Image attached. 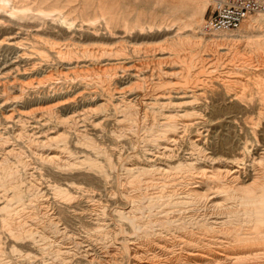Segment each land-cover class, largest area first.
Listing matches in <instances>:
<instances>
[{"label":"rangeland","instance_id":"obj_1","mask_svg":"<svg viewBox=\"0 0 264 264\" xmlns=\"http://www.w3.org/2000/svg\"><path fill=\"white\" fill-rule=\"evenodd\" d=\"M48 1H51V0H48ZM53 1H55L56 4H58V3H61L62 0H53ZM105 1L106 3H110V1L116 2L119 8L122 9V13H121L122 18H127L130 21H132L136 18L137 14H139L138 15L139 21L142 22L144 26H146L144 30L139 31V32H137V30L134 29L132 30L131 33L121 34V36L123 37H122V43L120 45L122 46L123 51H122V55L118 56V58L122 56V57H125V59L124 60L120 59L121 61L118 60L120 61V64L122 63L119 66L126 67L127 65L128 66L131 64L138 65L141 63L140 65H144V67H145V64L147 65V67L149 66L154 67V68L162 67L161 71H167L169 73V71L171 70L167 69V67H164L165 65L164 66L161 65L160 67V65L156 64V59L158 61V58H161L162 56L163 57L166 56L167 58L170 57V59L173 58L176 63H182L185 65L187 73L185 76H182L183 78L180 77V81L182 83L176 79H173L172 77L170 78V75H166V76L164 75L165 78H163V80L161 79L163 76L162 75L158 81L155 79V82L157 81V83H159L157 85L159 87L161 86L162 87L182 86V88H185L186 90L190 88V89H193V91H195L194 93H185V94L172 92L170 96L168 97V99L164 98L165 100H162V99L159 100V102L170 100V103L172 101H174V103H177L178 101H179L178 103H181L182 101L187 102L188 100L189 101L188 104L184 103L183 105L182 103L181 105L180 104L176 105V104H173L172 102L171 109H166V111H171L172 113L174 112L176 114H178V112L179 113L182 112V118H183L182 120H184L185 121L184 123L188 126H186L184 130L182 127H179V129H177L176 131L177 137L175 138L174 143H171L169 145L171 152L168 151L169 153L168 155H166L165 153L161 154V152H164L165 150L161 149L160 146L158 147L154 142L153 143L155 145L152 143V139H154L155 135L158 133V131L156 133L154 128L155 129L157 128L158 130H160L159 132H161L162 129H159L161 127L157 123V121H160L161 118H158V120L152 119L153 117L152 109H154V106L153 108H150L148 104L150 101H152V99L150 100L149 98H151L150 94L153 93V92H149L150 94L147 93V91H152L151 88L148 86L149 84H147V81L149 80L148 73H147L148 75L146 74V72L142 73L143 75L139 74V77H137L136 79L135 75L133 74L134 73L133 70H125L122 73L119 67H118L119 69L118 68L116 69V72L118 73V75L115 79H113V81H111L110 86L111 85L112 86L110 87V90L113 89L111 92L114 93L113 104L115 105L117 103L118 105L117 104L116 105L118 108L120 106L122 107V116L124 115V118L126 119L125 121V119L122 118V126H120L119 125L120 123H117V121H119L121 118L118 112L112 113L111 112L112 109L107 111L104 108V106H101L102 103L104 102V99H103L104 96H103V92H101L100 90L101 87L98 83L101 81L103 82V76H104V74H102L103 71H101V68L98 66L108 62V61H102V62L100 61L104 60L105 58H108L109 56V55L103 54V52H100V51L108 50L107 47L110 46L111 44L109 45L104 44V46H106L104 47V49H103V46L100 45L101 49L98 48L99 49L98 50L97 47H99V45L97 46L98 43H96L98 42V40H94L93 37L88 35L87 34L88 31L85 29H80L79 31H77V33H74L75 35H77L75 36L74 34H71L69 32H65V33L60 32V31H64V28L62 27L55 28V24L49 23L50 20L48 19H45L43 21L42 19H31V18H30L31 20L28 18L19 20L17 18L10 17L8 14L7 16L6 13L0 12V104H1L0 105V140L1 139L4 140L3 142H0L2 143L1 144L2 146H0L1 147L0 154L2 155L1 151H3V149H8V148L11 149L13 153L16 151V153H14V156L16 155L15 159H17V161L13 160L14 159L13 156H12L13 159H8V160L10 162L12 161L13 165L15 164L17 170H19L18 174L20 175L19 177L20 179L17 178L16 180L17 183L15 184L18 185L19 183V186L21 184H24L19 189L23 188L22 191H26L25 188L27 187L28 182H26L27 179H25L24 175H22L24 174V172H21L22 171L21 166L23 167L26 165L25 167L27 169L29 168L27 171L29 173L31 172V175H34V176H31L33 178L29 180L32 181V183H34L35 186L39 187L38 189H41L42 191H44L43 195L39 197L38 201H36L33 204L32 209L18 207L17 214L15 216L14 221H12L9 225H6V224L1 225L0 223V248L3 252V257H4V261L1 264H14V263L15 264H28V263L35 264L32 260L26 259L23 256L26 253H29V254L35 253V250L32 248V246L29 247L28 245L24 244L27 235L31 234L32 231H37L35 232L36 235L39 234L38 232L43 231V235L46 236L45 238H48V239L50 238L56 239L58 237V239L60 240V238L63 237V239L62 238L61 239L64 240L65 242H68V244L66 245H71L72 248L74 247V249L77 250L78 245L80 244L81 240H85L92 236L93 228H94L93 223L95 222V215L93 212H95V210L101 209L103 206L104 210L108 213V210L111 207L119 206L121 204V193L120 192H122L124 197L126 196L125 198L131 199V200L134 199L136 203L138 202L137 203L138 208L140 209L142 208L143 210H145L143 211L141 209L142 214L140 216L142 217L146 225L150 226L151 222L161 220L162 215L155 214L156 212L153 210V207H150V205L155 206L157 204L156 206H158L159 208L161 206L162 208L165 205L167 206L170 204V201H168V199H171V197L173 198V201H174V198H178L175 201H181V199H184L182 197L185 194H182V193L187 191L188 183L192 181V180L190 181L188 178L192 176H190L189 172L187 174L185 172H184L185 174L184 173L177 174V176L179 177L177 178V181L174 182L175 184H177V186L175 188H172L173 184L169 181L170 179L164 180V177L157 175V174L154 175L152 172H148V171L144 172V170L145 169L147 170L148 168H150L149 165L151 164L157 165V163L158 165H161L164 163V164H169L172 166H175V165L177 166L179 162L180 164L182 163L184 164L186 162L189 163L191 161L193 162L194 160H192V157H196L195 154H193V156L191 155L187 157V152L188 150H190L189 148H191V145L188 148V145L191 139L192 141L196 140L194 143L195 146L201 147V149L203 150V151L201 150V153H202L201 155L203 156L202 164H205L207 166L221 164V163H224L225 161H229L232 158L236 157L241 160L240 161L241 163L238 166L239 169H241V171H246L249 169V164H250L249 162L252 160L251 158H253V155L255 159L257 157L256 159L257 161L259 160V157L261 155L260 151H263L262 149L264 148V71H263L264 69V47L258 48L252 43V41L254 39L255 40L260 39L262 35H264V12L257 13L255 15L250 16V19H248L245 22L244 26H250V28H252V30L254 31L252 34L253 36L249 37L247 36V34H245L246 32L243 33L242 31L241 32L227 31L221 34H217V33L212 34L211 32H209L207 28V23H206L207 22L206 20L208 19V15L207 13H205L206 8L205 6H203L202 0H105ZM131 12L132 14H130ZM198 19H202L204 22V25L206 23L203 29L205 30V32L202 33V31L198 27H196L195 24H191L179 31L176 30L177 28L176 25L178 23L187 21V20L190 21L191 23H194L195 20H198ZM180 34H183V35L185 34L184 38L188 39V41H190L189 43L191 44L185 45L179 49L177 48L174 51V53H172L174 49H171L172 51L170 50L168 46V38L169 37L171 38V37H174L175 35H180ZM67 37H72V40L67 39ZM75 40L77 41V43L75 42ZM69 41L75 44L74 46L78 52L77 53L78 56L77 58H73L70 61H66V59H63V61L62 60L60 61V59H58L59 57H57V55L55 54V51L57 49H64L66 43ZM15 42L17 43L15 44ZM115 44L117 45L118 43H115ZM115 44L112 43V46ZM116 45L115 47L111 46V49L113 50L116 49L117 47ZM83 49L84 50L88 49V50H86L85 53H82ZM111 49L109 47V50ZM78 50H80L81 54L79 53ZM154 50L156 52H153ZM157 50H159V52ZM96 51L99 54L96 53ZM209 52L212 54L214 52L215 54L212 55ZM101 53L103 54L104 57L101 56ZM190 53H191V56H190ZM209 55H212V57L217 56L216 58L219 57L220 63L218 62V64H213V66L211 67L209 66V68L208 66H205V64L203 63H205L209 59L210 57ZM98 56H100L101 58L100 57L98 58ZM151 57H152V61L150 63L149 59ZM179 57H181V59ZM223 57L226 60L223 59ZM109 58H116V56H110ZM153 59L155 62L153 61ZM202 59L205 60V62ZM221 60L223 61L221 62ZM139 61L140 63H138ZM199 61H202V62H199ZM98 62H100V64ZM109 62H114V61L111 60ZM244 62L246 63V65L244 64ZM200 63H202V65ZM215 65L217 66L215 67ZM84 68L86 70H84ZM203 68H205L206 70ZM207 69L210 71H208ZM194 70H195V73L193 72ZM96 71L98 73H96ZM99 71L100 73L101 72L102 73L100 74ZM77 73H79L80 75ZM131 73L133 74V76ZM76 74L78 76H76ZM190 74L191 76H193L194 74H197L195 76L196 77L198 76V77L195 78L196 79L195 81L194 79H191L192 77L190 76ZM209 77H211L212 79H210ZM222 80L223 81L235 80V84L233 86H229L228 88H225L223 85L219 83ZM9 81L10 83L11 81L14 82L15 83L14 85H16L17 83L19 84L16 86L19 87L20 93L18 91H12V90H11L12 92H10V86H8L10 85ZM136 83L138 85H136ZM143 85L148 88H145ZM2 86L3 88H1ZM6 86L7 88H5ZM2 89L4 90L6 89L5 92L7 94L4 93V90ZM21 91H22V94H21ZM237 91L239 92L243 91V94L241 92L240 93L238 92L236 96H233L232 94ZM143 93L145 94V96ZM119 95L122 97V100ZM142 97H145L146 102L144 98ZM190 102H192V104ZM141 106L142 107L144 106L146 110H144V107L142 108ZM97 107L99 110L97 109ZM43 108L45 109L43 110ZM131 108L132 110L133 109L134 110L132 111ZM150 109L152 110V112ZM45 110H48V111L50 110V112L46 111L45 113ZM105 110L107 111L106 113L104 112ZM149 110L152 114L150 112L149 113L147 112ZM24 111L26 113H24ZM31 111H34V112L31 113ZM186 111H187L186 114L188 115L185 114ZM21 112L22 114H20ZM123 112H125V114ZM23 114L24 115L26 114V115L24 116ZM40 114L42 116H40ZM77 114H80V115H77ZM73 115H75L74 118H73ZM104 115L106 117H104ZM66 116L67 117L72 116L71 118L73 119L69 117L66 118ZM190 116L192 118H189ZM48 117L49 118L52 117V118L49 119ZM57 117L59 118V120L57 119ZM61 117L64 119V121L65 120L66 121L65 123L60 125V123H57V122L58 121L60 122L63 120V119L61 120ZM129 117L132 121H130ZM131 117L132 118L134 117V118L132 119ZM143 117H145L146 120ZM76 118L78 120H74ZM83 118H85V121ZM143 119H144V122H143ZM178 119L180 118L178 117ZM81 120H83L84 122ZM43 121L45 122V124ZM123 121H125L126 123L124 122L125 124H123ZM127 121L132 122L135 125H133V127L131 125L132 123L127 125L128 123ZM140 121L142 124L140 123ZM91 122L92 124L96 123L97 125H92ZM68 123L73 124V125H69ZM66 124L69 126H66ZM90 124L92 125V127L90 126ZM141 125H144V127H141ZM73 126H74V129H73ZM130 126H131V129L134 128L135 130L134 129L131 130ZM150 128H151V131H150ZM18 130L22 131L23 135H21L20 138H15L16 136L14 135L17 133ZM128 130H129V134H128ZM53 131L55 133L58 132V134L62 133L66 137L68 149L70 150V152H72V154L73 153L75 154V156H73L74 154L73 155L71 154L70 162L65 167L64 166L54 167L53 165H50L40 160L43 155L46 156V154L48 153V150L46 151L47 153L45 152V149L48 146L46 145L45 147V144H43V141H45L44 138L46 136H54L55 133ZM116 131H117V134H115ZM24 132H25V137H24ZM30 132L31 133L34 132V134L30 135L29 134ZM75 132L77 133L79 132V134L81 133L80 134L81 137ZM130 132L132 135H130ZM149 132H151V134ZM26 133H28L27 137L29 138L26 137L27 135ZM143 133H145L144 134L145 136H143ZM196 133L197 134L200 133V134L197 136ZM6 135H8V138ZM119 135H121V137H119ZM116 136L117 138H115ZM146 137L147 138L149 137V138L147 139ZM84 138L85 140L82 141ZM30 139L32 140L30 141ZM26 140H28V142H26ZM40 140H41V143L39 144ZM32 141L33 143H30ZM24 142H26L27 144ZM28 143L31 145L33 152L31 151V147L30 145H28ZM11 146L13 147V149ZM35 146H37L38 150L36 149ZM156 146L158 149L156 148ZM96 147H99V148L101 147L103 150L100 148L98 149L97 152H94L92 154L93 150L96 149ZM113 147H116V148H113ZM119 147L121 150L119 149ZM40 148L42 149L40 150ZM91 148H94V149L90 150ZM109 149L111 150V152H113L114 149H116L118 150L119 154L117 153L116 150L114 151V153H111ZM132 150H134L135 152L134 151L132 152ZM34 151H36L35 152L36 157L34 155ZM105 151L107 153H105ZM158 151L160 154L158 153ZM17 152L19 154H17ZM98 152L102 154L97 155L99 154ZM172 152L174 154H172ZM195 153L197 152L195 151ZM40 154H41V157H40ZM103 154L106 155V156L104 155L105 157L110 156L108 158L110 159L111 167L117 166L115 167L116 171L114 167L113 168L110 167L109 168L110 170H109L103 166L104 161L106 160L105 157L102 156ZM157 155H160V156L158 157ZM162 155L164 156L161 157ZM22 156L24 157L25 160L23 159ZM38 156L39 158H37ZM76 156L78 157L75 158ZM206 156H208L210 159L207 158ZM79 158L82 160L80 161ZM84 158H87L88 161L87 159H84ZM221 158L223 160L225 158V160L223 161ZM18 159L20 161H18ZM21 159L23 161H21ZM89 159L93 160L91 163H93L94 166L95 164H98V165L101 164L103 166V167L101 166L103 168L101 169L102 171L100 169H97L96 166L93 167L92 165L91 167V164L88 165V163H90ZM119 159H121L122 161ZM136 159L141 163H139ZM210 160L211 161L213 160V162H211ZM95 161H98L100 163L98 162L96 163ZM118 161L120 162L118 163ZM219 161L221 162L219 163ZM25 162H27V164ZM84 163H86L87 165ZM70 164H73V165L70 166ZM118 164L119 165L121 164L123 166L121 165L119 166ZM32 165L34 166V169ZM127 167L128 169H126ZM113 169L114 171H112ZM122 169L123 170L126 169V170L123 171ZM134 170L136 171L134 172ZM110 171H112L113 174ZM139 172L141 173L139 174ZM142 172H144V176ZM132 173L134 175L135 174H138V175L134 176ZM130 174L133 176H131ZM183 176H185V178ZM119 178L122 180H120ZM196 179L198 178L196 177ZM187 180L189 182H187ZM35 181H37V183L39 182V184L41 185L35 183ZM119 181L120 183H118ZM71 182L78 187L76 189L70 188L68 186V183H71ZM117 184L119 185L120 189L118 188V186H116ZM46 185H50V187L47 186L49 189H46ZM56 186L61 187V188L63 187L65 192L68 194L66 195L68 197L67 199L56 197L54 194V191L51 192L52 189ZM141 187L143 188L141 189ZM178 193L180 194V196H178L179 195ZM166 196H170V197L168 198ZM154 197L155 198L160 197L161 200H159L158 198H157L158 201L151 200L152 198L154 199ZM45 198L47 199L48 202L46 201ZM141 198H143V200ZM122 201H124L123 198H122ZM182 201H185V200H182ZM141 202L142 203L146 202V203L142 204ZM37 204L39 205L38 207H37ZM40 206L42 207L40 208ZM144 206H146V208ZM90 207L93 209H90ZM149 207L150 209L148 210L147 208ZM35 208L37 209L35 210ZM57 209L58 211L56 214ZM60 210H61V213L59 212ZM184 211L185 210H181V211H176L175 213H170L168 215V216H171L169 217V219L170 218L171 220L177 219V222H178L179 219L181 218L180 221L185 219V221L189 220L191 222L190 219L192 218H188L189 216L188 213L185 212V214H182L184 213ZM42 213L44 214V217H41V215L43 216ZM201 216H202V211L201 213L200 211L195 213V217L199 218ZM49 217L59 219V224L61 223L60 224L61 226H58V228H60L59 232L64 229L66 230V231L64 230L65 232L62 233L61 236L59 233L57 234L56 232L57 229L55 231L54 229L50 230L51 226L49 227V225L46 223ZM106 217L109 218L108 214L106 215ZM186 218H188V220ZM48 227H49V231H48ZM53 231H54V234H53ZM72 236H73V239H72ZM20 237H22V239ZM36 239H38L37 244L41 246L42 242L44 241L39 237L38 238L36 237ZM73 241H76L77 244L79 242V244L77 245ZM74 243L76 247L74 246ZM53 250L54 249H52L50 245L49 246L47 245L43 253L44 259L48 258L47 261L51 263L53 262L52 260H54V257H52L54 256L52 255V253H54ZM50 251H52V253ZM100 251L102 250H99V249L96 250V255H95L96 257L93 258L91 264H97L96 263L97 261H98V264L100 262H101L100 264L102 263L104 264L103 256H101L103 255V253ZM47 252L49 253V255ZM46 254H47V258L45 257ZM126 254L124 253V256H126ZM78 255L79 254L75 253L74 257L70 259L71 261L69 262V264H89V262L88 263L85 262V259H81V257H78ZM125 259L126 258H124V260Z\"/></svg>","mask_w":264,"mask_h":264},{"label":"bare ground","instance_id":"obj_2","mask_svg":"<svg viewBox=\"0 0 264 264\" xmlns=\"http://www.w3.org/2000/svg\"><path fill=\"white\" fill-rule=\"evenodd\" d=\"M202 1H203V6H205V8H206L207 7V4H208L207 1L206 0H202ZM124 10H125V8H124ZM0 12L6 13V15L8 14L10 17L17 18L19 20L26 19V18H28V19L31 18V19H42V21H43L45 19H48V20H50L49 23H54L55 24V28H58V27L64 28V31H60V32H63V33L69 32L71 34H74V33H77V31H79L80 29H85V30L88 31L87 32L88 35H90L91 37H93L94 40H98V42H96V43H98L97 46L99 45V47H97V49L98 48L101 49L100 45L103 46V49H104V47H106V46H104V44L105 45L106 44L107 45L111 44L110 46L107 47L108 50L100 51V52H103V54H106V55H109V56H108V58H105L104 60H101L100 61V62H102V61H108V62L107 63H104V64H101V65L98 66V67L101 68V71H103V73L102 72L101 73L104 74V76L102 75L103 76V82L101 81L102 83L101 82H98V83H99V85L101 87L100 90H101V92H103V96H104V98H103L104 99V102L102 103L101 106H104V108L107 111L110 110V109H112L111 110L112 113H117L118 112V114L121 116V118H120L119 121H117V123H120L119 124L120 126H122V118H124V115L122 116V107L120 106L119 107L120 109H119L117 107V105H118L117 103H116L117 105L116 104L115 105L113 104L114 93L111 92L113 89L110 90V87L112 86V85L110 86L111 81H113V79H115L117 77V75H118V73L116 72V69L119 67L120 68V71L122 73L125 70H133L134 71L133 74L135 75L136 79H137V77H139V74H142L144 72H146V74L148 73L149 75L148 74L147 75L149 77L148 78L149 79L148 80L149 82L147 81V84H149L148 86L151 88L152 91H147V93L153 92L152 94L149 93L150 96H151V98H149V99L150 100L152 99V101H150L148 104H149V107L150 108H153V106H154V109H152L153 110V117H152V119L158 120V118H161L160 121H157V123L161 127L159 129H162V131L159 132L160 130H158L157 128L156 129L154 128V130L156 131V133H157V131H158V133L156 135L154 134L155 137L153 136L154 139H152V143L154 142L158 147L160 146L161 149L165 150L164 152H161V154H164L165 153L166 155H168L169 154L168 151L171 152V150L169 148V145L171 143H174L175 138L177 137V133H176L177 129H179V127H182L183 130H184L185 127L188 126V125H186L184 123L185 121L182 120L183 119L182 118V112L181 113L178 112V114H176L174 112L172 113L171 111H166V109H171V103L172 102H173V104H176V105H179V104L181 105V103L183 105L184 103H187L188 104L189 101L188 100H187V102H183L182 101L181 103H178L179 102L178 101L177 102L178 104H177V103H174V101H172L170 103V100H168V101H161V102H159V100L160 99L165 100L164 98L168 99V97L170 96V94L172 92H174V93H184L185 94V93H194L195 91H193V89H190L189 87L188 88L190 90L189 89L186 90L185 88H182V86H172V87L171 86H166V87H162V86L159 87V86H157L159 84V83H157V81L160 79V77L162 75L163 76L164 75L165 76L166 75H170V78L172 77L173 79H176L179 82H181L180 81V77L185 76L186 73H187L186 67H185L184 64H182V63H176L174 61V59L173 58L170 59V57H168L169 58L168 59L166 56H164V57L163 56L162 57L160 56L161 58H158V61L155 58L157 65H160V67H161V65L162 66L165 65L164 67H167V69H170L171 70V71H169V73L167 71H161L162 70V67L161 68H159V67L154 68V67H150L149 66L150 67L149 68V67H147L146 64H145V67H144V65H140L141 64L140 61L138 62V63H140L138 65L131 64V65L128 66L126 64L127 65L126 67L125 66H119V65L122 64V63L120 64V61H121L120 59H122V60L125 59V57H122V56L118 58V56L122 55V51H123L122 50V46L120 45L122 43V37H123V36H121V34L122 33L123 34L131 33L132 30H134V29H136L137 32H139V31L144 30L145 27H146V26H144L142 24V22L139 21V17H138L139 14H137L136 18L134 20H132V21H130L127 18H122V14H121L122 13V9L119 8L118 4L116 2H113V1H110V3H106L105 0H62L61 3H58V4H56V2L53 1V0H51V1H48V0H0ZM130 14H132V12ZM251 18H253V17H251ZM248 19H250V16L245 21H243L241 23V25L237 29L229 30V31H238V32H241L242 31L243 33L246 32L245 34H247V36L252 37L253 36L252 34L254 32L252 30V28H250V26H244L245 22ZM168 24H170V23H168ZM191 24H195V26L198 27L202 31V33L205 32V30H203V29H204V26L206 25V23L204 25V22H203L202 19L195 20L194 23H191L188 20L187 21L180 22V23H178L176 25V27H177L176 30H178V31L179 30H182V29H184L185 27H187V26H189ZM250 25H252V24H250ZM20 28H21V26H20ZM225 32H227V31H223V32H211V33L212 34H214V33L215 34L216 33L217 34H221V33H225ZM184 35L183 34H180V35H175L174 37H171V38L169 37L168 38V46H169L170 50L171 49H174L172 53H174V51L177 48L179 49V48H182L185 45L191 44V43H189L190 41H188V39L184 38ZM75 36H77V35H75ZM67 39L72 40V37H67ZM106 41L109 42V43H107ZM75 42L77 43L76 40H75ZM16 43L17 42H15V44ZM112 43H114V44L115 43H118L117 45L115 44L117 47L114 50L111 49ZM252 43L256 47H258V48H263L264 47V35H262V37L260 39H257V40L254 39L252 41ZM74 45L75 44L73 42H70L69 41V42L66 43L64 49H57L55 51V54L57 55V57H59L58 59H60V61L61 60L63 61V59H66V61H70L73 58H77V56H78L77 53L78 52L75 49V46ZM115 45H113V46L115 47ZM127 46H128V44H127ZM109 47H110L111 50H109ZM86 50H88V49H86ZM86 50L83 49L82 50V53H85ZM78 51L80 53V50H78ZM97 51H96V53H98ZM157 51L159 52V50H157ZM153 52H156V51L154 50ZM214 52H213V54L210 53V52L209 53L212 54V55H214L215 54ZM183 53H185V52H183ZM237 53H239V52H237ZM22 54H24V53H22ZM103 54L101 53V56H103ZM186 54H185V56H186ZM219 54H220V52H219ZM164 55H166V54H164ZM212 55H209L210 57H209V59L206 62H205V60L202 59L205 62L203 64H205V66H208V68H209V66L210 67L213 66V64H218V62L220 63L219 57L218 58H216L217 56L216 57L215 56L212 57ZM110 56H116V58H109ZM179 56H181V55H179ZM190 56H191V53H190ZM99 57L100 56H98V58ZM224 57H223V59H225ZM153 58H154V56H153ZM179 58L181 59V57H179ZM186 58H188V57H186ZM236 59H238V58H236ZM111 60L114 61V62H109ZM118 60H120V61H118ZM149 60H150L149 62L151 63L152 57ZM182 60H184V59H182ZM153 61H154V59H153ZM222 61L223 60H221V62ZM100 62H98V63L100 64ZM149 62H148V64H149ZM199 62H202V61H199ZM1 63H3V62H1ZM200 64L202 65V63H200ZM244 64L246 65L245 62H244ZM216 66L217 65H215V67ZM221 66H223V65H221ZM205 68H203V69H205ZM199 69H197V70H199ZM81 70H83V69H81ZM84 70H86V69L84 68ZM208 71H210V70H208ZM263 71H264V69H263ZM193 72L195 73V70ZM96 73H98V72L96 71ZM99 73H100V71H99ZM77 74H79V73H77ZM77 74H76V76H78ZM133 74H132V76H133ZM195 75H197V74H194L193 76H191V74H190V76L192 77V78L191 77L190 78L191 79H194V81L196 80L195 78L198 77V76L196 77ZM233 75H235V74H233ZM76 76H74V77H76ZM163 76L161 78L162 80H163V78H165V76L164 77ZM143 78H144V76H143ZM209 78L212 79L211 77H209ZM242 78H243V76H242ZM81 79H82V77H81ZM146 79H147V77H146ZM155 79L157 80L156 82H155ZM140 80H139V82H140ZM243 80H244V78H243ZM178 81H176V82H178ZM209 82H211V81H209ZM9 83H10V81H9ZM11 83H12V85H11ZM11 83H10V85H8V86H10V92H12V91H18L20 93L19 87L16 86V85H19V84L17 83L16 85H14L15 83L12 82V81H11ZM137 83H136V85H138ZM219 83L221 85H223L225 88H228L229 86H233L235 84V80H231V81H228V80L227 81H223L222 80ZM22 84H24V83H22ZM3 85H5V84H3ZM133 85H135V84H133ZM1 88H3V86ZM5 88H7V86ZM145 88H148V87H145ZM33 89H35V88H33ZM2 90H4V89H2ZM128 90H130V89H128ZM142 90H143V88H142ZM5 91H6V89L4 90V93H6ZM238 92L239 91L234 92L232 95L233 96H236L238 94ZM240 92L243 94V91H240ZM2 93H3V91H2ZM21 94H22V91H21ZM118 94H120V93H118ZM144 96H145V94H144ZM182 96H184V95H182ZM146 97H147V95H146ZM142 98H144V100H145V97H142ZM121 100H122V97H121ZM145 102H146V100H145ZM190 103L192 104V102H190ZM260 103H261V101H260ZM124 105H125V103H124ZM128 105H129V103H128ZM177 107H179V106H177ZM44 109L45 108H43V110ZM97 109H98V107H97ZM127 109H125V110H127ZM39 110H41V109H39ZM106 110L104 111L105 113L107 112ZM131 110H132V108H131ZM144 110H146L145 107H144ZM150 110L147 111V112L149 113ZM152 110H151V112H152ZM163 110H165V111H163ZM36 111H38V110H36ZM46 111H48V110H45V113H46ZM87 111H89V110H87ZM129 111H130V109H129ZM22 112L20 114H22ZM32 112H34V111H31V113ZM48 112H50V110ZM142 112H143V110H142ZM24 113H26V112L24 111ZM123 113L125 114V112H123ZM186 113H187V111L185 112V114ZM27 114H29V113H27ZM41 114H40V116H42ZM131 114H132V112H131ZM131 114H130V116H131ZM179 114H181V115H179ZM77 115H80V114H77ZM183 115H184V113H183ZM186 115H188V114H186ZM189 115H191V114H189ZM74 116L75 115H73V118H74ZM192 116H193V114H192ZM68 117L66 116V118H68ZM71 117H69V118H71ZM104 117H106V116L104 115ZM178 117L180 119H178ZM39 118H41V117H39ZM51 118H49V119H51ZM73 118H71V119H73ZM116 118H115V120H116ZM143 118L145 119V117H143ZM189 118H192V117L190 116ZM57 119L59 120L58 117H57ZM62 119L63 118L61 117V120ZM83 119L85 121V118H83ZM129 119H130V117H129ZM144 119H143V122H144ZM74 120H78V119L76 118ZM179 120H180V122H179ZM62 121H60V122L58 121L57 123H60V125H61V124L65 123L66 120L64 121V119H63ZM81 121H83V120H81ZM125 121H126V119H125ZM125 121H123V124L126 123ZM130 121H132V120L130 119ZM141 121H140V123H141ZM127 122H128L127 125L130 124V123H132V122H129V121H127ZM73 123H75V122H73ZM44 124H45V122H44ZM91 124H92V122H91ZM91 124H90L91 127H92V125H97L96 123H93L92 125ZM69 125H73V124H69ZM69 125L66 124V126H69ZM131 125L133 127V125H135V124L132 123ZM63 126H65V125H63ZM141 127H144V125H141ZM148 127H150V126H148ZM154 127H155V125H154ZM47 129H48V127H47ZM73 129H74V126H73ZM78 129H76V130H78ZM83 129H81V130H83ZM130 129H131V126H130ZM133 129H131V130H133ZM124 130H125V128H124ZM39 131H37V132H39ZM150 131H151V128H150ZM75 133L78 134L79 136L81 134V133L79 134V132L78 133L75 132ZM149 133L151 134V132H149ZM26 134H27L26 135V137H27L28 136V133H26ZM29 134L32 135V134H34V132H32V133L30 132ZM115 134H117V131H116ZM128 134H129V130H128ZM144 134L145 133H143V136H145ZM199 134H197V136ZM21 135H23L22 134V131H19L18 130L17 133L14 136H16L15 138H20ZM73 135H74V133H73ZM130 135H132L131 132H130ZM6 136L8 138V135H6ZM14 136H13V138H14ZM34 136H36V135H34ZM117 136L115 138H117ZM146 136H148V135H146ZM24 137H25V132H24ZM119 137H121V135H119ZM27 138H29V137H27ZM31 140L32 139H30V141ZM44 140L45 141H43V144H45V147H46V145L48 146V147H46V149L45 148L44 149H45V152L48 150V153L46 152L47 154H46V156L43 155L44 157L43 156L41 157V154H40V157H41L40 160L43 161V162H46V163H48L50 165H53L54 167H63V166L65 167V166H67L69 164V162H70V156H71L72 152H70V150L68 149L67 142H66V137L62 133H59L58 134V132H57V133H55L54 136H46L44 138ZM84 140H85V138L82 141H84ZM3 141L4 140H2V139L0 140V142H3ZM82 141H81V143H82ZM134 141H135V139H134ZM195 141H192V139L190 140L189 145H188V148H189L190 145H191V148H189L190 150H188V152H187V157L188 156H191V155L193 156V154L196 155V157H192V160H194L193 162L192 161L189 162V163L186 162L184 164L183 163L180 164V162H179V164L177 166L176 165L175 166H172V165L164 164V163L161 164V165H158V163H157V165H155V164L149 165L150 168H148L147 170L146 169L144 170V172L145 171H148V172H152L154 175L155 174L160 175V176L164 177V180L165 179H170L169 181L173 184L172 185V188H175L177 186V184L174 183L175 181H177V178L179 177V176H177V174H179V173H182L183 174L184 172L187 174L189 172L190 176H192V177L188 178L190 181L192 180L191 182H189L187 180V182H189L188 183V187H187V191L182 193V194H185L182 197L184 199H181L180 198L181 201H175L178 198H174V201H173V198L172 197H171V199H168L170 196H166V197H168L166 199H168V201H170V204L169 205H167V206L165 205L166 207L164 206V207L161 208V206H160V208H159L158 206H156L157 204L154 206L153 205L154 202L152 204L153 206L150 205V207H153V210L156 212V213L155 212H153V213H155V214H161L162 215L161 216V218H162L161 220L151 222V225L150 226L149 225H146L144 223V220L140 216L142 214V212H141V209L142 208L141 209L138 208V206H137V203L138 202L136 203L134 201V199L131 200V199L125 198L126 196L124 197V195L122 194V192H120L121 193V204L119 206H114L113 205L114 207H111L108 210V213L104 210L103 206H102L101 209L95 210V212H93L94 215H95V222L93 223L94 228H93L92 236L90 238L85 239V240H81L80 241V244L78 242V244L80 246L76 243V241H73V242H75L78 245V249L76 248L77 250H75L74 247L72 248L71 245H66V244H68V242H65L64 240H62L63 237H61L62 239L60 238V240L58 239V237L56 239H51V238L48 239V238H45L46 236L43 235V231L38 232L39 233L38 235H36V233H35L37 231H32L31 234H28L27 235L24 244L28 245L29 247L32 246V248L35 250V253H32V254L26 253V254L23 255L24 258L29 259V260H32L35 264H69V262L71 261L70 259L74 257L75 253H77V254H79L78 257H81V259H85V262H87V263L89 262V264H91L93 258L96 257L95 256L96 255V250L99 249V250H102L100 252L103 253V255H101V256H103L104 264H264V148L262 149L263 151H260L261 152V155H263V156H261L259 154L260 155L259 160L256 161L257 157L255 159L254 158V155H253V158H251L252 160L249 162L250 163L249 164V169L248 170L245 169L246 171H241V169H239V167H238L239 164L241 163L240 162L241 160L239 158H236V157L232 158L229 161H225L224 163H221V164H217V165H213L212 164L213 166H211V165L210 166H207L205 164H202L203 163L202 162V157L203 156L201 155L202 154L201 153V150L202 149H201V147H196L195 146V144H194ZM26 142H28V140H26ZM26 142H24V143H26ZM24 143H23V145H24ZM30 143H33V141L30 142ZM40 143H41V140H40L39 144ZM152 143H151V145H152ZM1 144L2 143H0V146H2ZM28 145H30V144L28 143ZM157 146H156V148H157ZM30 147H31V145H30ZM35 147L37 149V146H35ZM33 148H34V146H33ZM42 148H40V150ZM83 148H84V146H83ZM100 148L99 147H96V149L91 148L90 150H92V149L96 150V151L93 150V152L91 151L92 154H93L94 152H97L98 149H100ZM110 148H112V147H110ZM113 148H116V147H113ZM12 149H13V147H12ZM119 149H120V147H119ZM115 150L116 149H114V151ZM118 150H116V151L119 154ZM31 151H32V147H31ZM114 151L111 152V150H110L111 153H114ZM133 151L134 150H132V152ZM195 151L197 153H195ZM1 152H2V155L0 154L1 155L0 156V203H1V205H0V223H1V225H5V224L6 225H9L12 221H14L15 216L17 214V208L18 207H23V208H26V209H32L33 204L36 201H38L39 197H41V195H43V192L44 191H42L41 189H38L39 187L35 186V184L32 183V181L29 180V179L33 178L31 176H34V175H31V172L29 173L27 171L29 168L27 169L25 167L26 166L25 164H23L25 166H23V167L21 166V170H22L21 172H24V174H22V175H24L25 179H27L26 182H28V184H27V187L25 188L26 191H22L23 188L22 189H19V188L22 187V185H24V184H21L19 186V183H18V185L15 184V183H17L16 182L17 178L20 177V175L18 174L19 173V170H17L15 164H14L15 166L13 165L12 161L10 162L8 160V159H13L12 158V156H13L14 157L13 160H16L17 161V159H15L16 155L14 156V153H16V151L13 153V151L8 148V149H3V151H1ZM35 152L36 151H34V155L36 157ZM260 152H258V153H260ZM103 153H104V151H103ZM105 153H107V152L105 151ZM158 153H159V151H158ZM17 154H19V153L17 152ZM101 154L99 153L97 155H101ZM172 154H174V153L172 152ZM104 155L105 154H103L102 156L105 157L106 155L105 156ZM73 156H75V154ZM157 156L159 157L160 155H157ZM163 156L164 155H162L161 157H163ZM77 157L78 156H76L75 158H77ZM108 157H110V156H108ZM108 157H105L106 160L104 161V165H103L107 169H109L111 167V164H110L111 162H110V159ZM206 157L209 158L208 156H206ZM37 158H39V156ZM23 159H24V157H23ZM84 159H87V158H84ZM131 159H129V160H131ZM141 159H143V158H141ZM79 160L81 161L82 159L79 158ZM119 160H121V159H119ZM224 160H225V158H224ZM18 161H20V160L18 159ZM21 161H23V160L21 159ZM38 161H39V159H38ZM87 161H88V159H87ZM92 161L93 160H90L89 161L90 163H88V162H86V163H88V165L91 164V167H92V165H93V163H91ZM95 162L97 163L98 161H95ZM119 162L120 161H118V163ZM211 162H213V160ZM220 162L221 161H219V163ZM25 163L27 164V162H25ZM86 163H84V164H86ZM98 163H100V162H98ZM139 163H141V162H139ZM148 163H150V162H148ZM20 165H22V164H20ZM71 165H73V164H70V166ZM79 165H81V164H79ZM95 166L97 167V169H100V170L103 169L102 168L103 166L101 164L100 165L95 164ZM95 166L93 165V167H95ZM121 166H123V165H121ZM144 166H145V164H144ZM113 167L115 168L117 166H113ZM113 167H111V168H113ZM135 167H137V166H135ZM75 168H77V167H75ZM240 168H242V167H240ZM33 169H34V166H33ZM126 169H128V167ZM125 170H123V171H125ZM112 171H114V169ZM112 171H110V172L112 173ZM115 171H116V168H115ZM135 171L136 170H134V172ZM110 172H109V174H110ZM144 172H142L143 176H144ZM103 173H104V171H103ZM128 173H127V175H128ZM140 173L141 172H139V174ZM147 174H149V173H147ZM194 174L197 175V176H195ZM133 175H131V176H133ZM135 175H138V174H135ZM106 176H108V175H106ZM109 176H111V175H109ZM116 177H118V176H116ZM183 177L185 178V176H183ZM196 177L198 179H196ZM120 180H122V179H120ZM33 181H34V179H33ZM116 182H117V180H116ZM35 183H37V181H35ZM118 183H120V181ZM37 184H39V182ZM39 185H41V184H39ZM50 185H46V189H49L47 186L50 187ZM160 185H162V184H160ZM68 186L70 188H75V189L78 187V186L74 185L72 182L71 183H68ZM116 186H118V188H119V185L118 184ZM120 186H121V184H120ZM40 188H41V186H40ZM142 188L143 187H141V189ZM53 191H54V194H55L56 197L64 198V199H67L68 198L66 196L68 194L65 192V190L63 189V187L61 188V187H57L56 186V187H54L52 189L51 192H53ZM178 196H180V194ZM178 196H176V197H178ZM160 197H156V198L154 197V199L152 198L151 200L158 201L157 198L159 200H161ZM122 198L124 199V201H122ZM141 199L143 200V198H141ZM145 199H144V201H145ZM86 200H88V199H86ZM182 200H185V201H182ZM46 201H47V199H46ZM143 203H146V202H143ZM38 206L39 205L37 204V207ZM41 207L42 206H40V208ZM91 207H93V206H91ZM91 207H90V209H93ZM144 207L146 208V206H144ZM150 207L147 208V209L149 210ZM36 209L37 208H35V210ZM61 210L59 211L60 213H61ZM181 210H185L184 213H182V214H185V212L189 214L188 218H192V219H190L191 222L188 220V218H186L188 221H185V219L180 221L181 218L179 219L177 217L180 222L179 221L177 222V219L176 218H175L176 220H173V219L171 220V218L169 219V217H171V216H168L170 213H175L176 211H181ZM57 211H58V209L56 210V214H57ZM143 211H145V210H143ZM198 211H200V213L202 211V216L199 217V218L198 217H195V213H197ZM107 214H108V217L109 218L106 217ZM52 216H54V215H52ZM143 216H145V215H143ZM41 217H44V214H43V216L41 215ZM33 219H35V218H33ZM110 220H112V221H110ZM46 223L49 225V227L51 226V229L50 230L54 229V231H55L57 229L56 232H57V234L59 233L60 236H61L62 233H64L66 231L64 229L65 231L64 230H61L59 232V229L60 228H58V226H61L60 225L61 223L59 224V219H56V218H53V217H51V218L49 217L48 218V221H46ZM49 227H48V231H49ZM54 231H53V234H54ZM56 232H55V234H56ZM65 234H63V235H65ZM54 236H56V235H54ZM36 237L37 238L39 237V238H41L44 241V242H42V245L41 246L37 244V240L38 239H36ZM66 237H67V235H66ZM20 238L22 239V237H20ZM72 239H73V236H72ZM16 241H17V239H16ZM70 242H72V241H70ZM75 243H74V246H75ZM46 244L48 246L50 245L52 247V249H54L53 250L54 253H52V251H50L52 253V255H54V256L50 255V256L54 257V260H52L53 261L52 263L47 261L48 260L47 254L45 256L47 259H44L43 253H44V250L46 249V246H47ZM9 249H10V247H9ZM12 251H13V249H12ZM124 253L125 254L127 253L126 256H124ZM20 254H21V252H20ZM48 255H49V253H48ZM124 258H126L127 260L125 259L126 260L125 261ZM3 261H4L3 252H2V250L0 248V264L3 263ZM96 263L98 264V261Z\"/></svg>","mask_w":264,"mask_h":264},{"label":"built area","instance_id":"obj_3","mask_svg":"<svg viewBox=\"0 0 264 264\" xmlns=\"http://www.w3.org/2000/svg\"><path fill=\"white\" fill-rule=\"evenodd\" d=\"M209 32L237 29L249 16L264 12V0H206Z\"/></svg>","mask_w":264,"mask_h":264}]
</instances>
